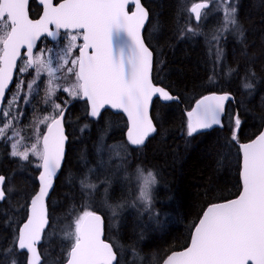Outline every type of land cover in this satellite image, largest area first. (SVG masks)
<instances>
[{
	"label": "trees",
	"instance_id": "1",
	"mask_svg": "<svg viewBox=\"0 0 264 264\" xmlns=\"http://www.w3.org/2000/svg\"><path fill=\"white\" fill-rule=\"evenodd\" d=\"M141 1L149 12L144 39L154 55L153 80L178 96L180 103L155 100L151 115L157 131L143 146H134L127 140L128 125L123 115L106 110L101 118L94 119L86 115L84 101H71L65 122L69 137L66 158L48 202L51 227L39 246L42 264L66 263L70 241L64 238V232L70 226L74 228L75 217L84 210L102 216L105 240L113 244L120 264H162L172 252L188 246L193 225L210 204L234 199L241 190L240 155L238 146L225 147L230 137L227 127L189 138L185 112L208 94L227 92L235 98L227 109L241 110V141L248 142L262 131L264 0H235L244 39L241 42L238 34H226L219 42L223 49L219 63L212 36L223 23L221 6L211 3L204 11L207 17L197 26L190 8L205 0ZM30 12L36 18L41 8L33 2ZM189 25L198 27L202 34L185 32L182 36L181 30ZM39 45L55 47L46 40ZM230 68L236 69L232 75H228ZM249 69L256 76L251 80L253 89L246 90L242 83ZM29 73H17V79L30 80ZM57 95L60 101L71 99L66 93ZM32 104L34 108L19 105L24 114L15 127L18 138H22L21 150L35 142L37 130L43 134L46 129L37 122L51 111L44 103L43 85ZM10 151V143L0 140V175L6 177V186L13 188L8 200L0 203V253L12 246L15 230L26 221V201L38 191L40 171L11 157ZM30 159L35 163L33 157ZM137 167L145 174L152 170L157 177L151 210L136 199ZM85 178L95 185L94 189H82ZM118 203L124 207L114 216L107 204ZM10 259L0 256V264H10Z\"/></svg>",
	"mask_w": 264,
	"mask_h": 264
},
{
	"label": "snow or ice",
	"instance_id": "2",
	"mask_svg": "<svg viewBox=\"0 0 264 264\" xmlns=\"http://www.w3.org/2000/svg\"><path fill=\"white\" fill-rule=\"evenodd\" d=\"M213 2L223 12L222 26L212 36L219 63L223 59L220 40L232 33L243 42L244 32L237 19L235 0L193 3L190 12L195 15L197 26L207 17L202 10L209 9ZM39 4L42 15L31 19L29 0H0V140L10 143L11 157L40 169L38 191L26 201V221L15 230L12 246L0 253L11 257L10 264H41L37 246L51 227L46 199L64 160V123L72 100H83L86 115L94 119L101 118L106 108L126 113L130 125L127 140L134 146H143L157 131L155 117L149 113L153 98L179 100L166 87L153 82V51L142 37L149 12L141 0H39ZM185 32L192 36L202 34L198 27L190 25L181 30V35ZM41 36L51 37L56 46L37 48ZM244 54L247 55L246 50ZM14 72L29 73L31 79H16L12 92ZM235 72L230 68L228 75ZM255 76L249 69L242 87L253 89L251 80ZM209 80L214 82L212 76ZM41 85L44 103L51 111L37 122L44 124L47 131L40 134L37 130L35 142L21 150L22 138H18L20 133L15 127L24 114L19 105L34 108L32 99ZM58 92L71 99L60 101ZM234 99L225 92L198 100L187 112L186 136L227 127L230 137L226 138L225 147L238 146L241 190L234 199L210 204L193 225L188 246L172 252L164 264H264V130L248 142L241 141V110L225 107L226 101ZM136 179V199L151 210L157 177L152 170L145 174L144 169L137 167ZM81 187L94 189L95 185L85 178ZM12 191L6 186V177L0 175V203L6 202ZM107 207L115 216L124 204ZM73 223L74 228L70 226L64 232V238L70 241L66 264H120L113 244L102 239L104 220L97 211L84 210Z\"/></svg>",
	"mask_w": 264,
	"mask_h": 264
},
{
	"label": "water",
	"instance_id": "3",
	"mask_svg": "<svg viewBox=\"0 0 264 264\" xmlns=\"http://www.w3.org/2000/svg\"><path fill=\"white\" fill-rule=\"evenodd\" d=\"M31 2H35L40 8H42V6L39 4V0H29V5H28V11H29V7H30V3ZM142 2V1H141ZM143 4V3H142ZM131 7V6H130ZM206 10V9H205ZM205 10H202V12L203 11H205ZM42 12H43V9H42ZM191 13V12H190ZM191 14H193V13H191ZM42 15V14H41ZM40 15V16H41ZM194 15V14H193ZM29 17L31 18V16H30V12H29ZM194 17H195V15H194ZM32 19V18H31ZM148 23V22H147ZM147 23L145 24V28H146V26H147ZM145 28L142 30V37H143V39H144V31H145ZM61 33H63V30H61ZM43 38H46L48 41H50V42H52V43H56V42H54L53 40H52V38L51 37H47V36H41V38H40V40H38L37 41V46H38V44H39V42L43 39ZM144 42H145V44H146V41H145V39H144ZM147 45V44H146ZM22 51V53L25 51V49H22L21 50ZM36 50L34 49V52H35ZM153 58H154V55H153ZM17 63H19V61L17 62ZM154 65V64H153ZM15 73L16 72H14L13 73V82H14V77H15ZM151 76H152V79H153V70H152V73H151ZM153 82H154V80H153ZM155 83V82H154ZM13 84V83H12ZM12 84H10V88H11V86H12ZM156 84V83H155ZM157 85V84H156ZM158 86H160V85H158ZM213 94V93H212ZM215 94H218V93H215ZM6 95H7V93H6ZM208 95H211V94H208ZM219 95V94H218ZM207 96V95H206ZM233 96V95H232ZM234 97V96H233ZM155 100H159L160 102H163V103H169V102H173V101H167V102H165V101H162V100H160V99H157L156 97H154L153 98V103H152V105L150 106V110H149V113H150V116H152L151 115V113H152V107H153V104H154V101ZM235 100V99H234ZM83 101V100H82ZM174 102H178V103H180V99L178 100V101H175L174 100ZM234 101H226L225 102V107H226V109H227V107H228V104L229 103H233ZM196 106V103L193 105V107L191 108V110L194 108ZM106 110H109V111H111L112 113H114V114H121V115H123L125 118H126V120H127V125H128V127L130 126L129 125V122H128V118H127V114L126 113H123L122 111H119V110H115V109H111V108H106L105 110H102V113L104 112V111H106ZM191 110H189V111H191ZM187 112L188 111H186L185 112V115H186V117H187ZM215 128H219V127H214L213 129H215ZM213 129H211V130H213ZM127 130H128V128H127ZM211 130H206V131H204V132H207V131H211ZM262 130H264V126H263V129ZM46 131H47V128H46ZM45 131V132H46ZM203 132V133H204ZM64 134H65V136L67 137V134H66V128H65V123H64ZM154 134V133H153ZM152 134V135H153ZM152 135H150L148 138H147V140L152 136ZM126 137H127V132H126ZM146 140V141H147ZM67 143H68V138H67V140H66V142H65V156H64V160L62 161V166H61V169L59 170V172H58V174H57V177L56 178H54V183H53V189H54V186H55V182H56V180H57V178L59 177V175H60V173H61V170H62V168H63V166H64V162H65V158H66V153H67ZM39 176V175H38ZM38 185H39V180H38ZM52 192H53V190H51L50 191V193H49V198H47L46 199V204H47V211H48V202H49V199H50V197H51V195H52ZM49 215V214H48ZM104 220V219H103ZM20 227H22V225L20 226ZM104 232H103V236H102V239H104L105 240V222H104ZM43 241V240H42ZM41 245V244H40ZM40 245H38L37 247H38V251H39V246ZM42 262H43V259H41V264H42ZM66 264V263H65ZM162 264H164V262L162 263Z\"/></svg>",
	"mask_w": 264,
	"mask_h": 264
},
{
	"label": "flooded vegetation",
	"instance_id": "4",
	"mask_svg": "<svg viewBox=\"0 0 264 264\" xmlns=\"http://www.w3.org/2000/svg\"><path fill=\"white\" fill-rule=\"evenodd\" d=\"M32 3H33V2L30 3V7H31V4H32ZM30 7H29V12H30ZM203 12H204V11H203ZM41 14H42V8H41V12H40L39 16L36 17V18H35V16H31V12H30V16H31L32 19H38V18L40 17ZM61 36H63V33H61ZM43 40L48 41L46 38H43L41 41H43ZM41 41H40V42H41ZM40 42H39V44H40ZM48 42H49V43H52V42H50V41H48ZM39 44H38L37 48H40V45H39ZM52 44H55V46H56V43H52ZM22 54H23V53H22ZM19 63H20V61H19ZM19 63H18V65H19ZM17 73H18V72L15 73L14 82H13L11 88H10L11 91H12L13 87L15 86V81H16V79H17ZM7 95H8V93H7ZM65 128H66V124H65ZM45 131H46V129H45ZM45 131H44V133H45ZM66 131H67V128H66ZM67 138H68V143H69V137H68V135H67ZM67 146H68V144H67Z\"/></svg>",
	"mask_w": 264,
	"mask_h": 264
},
{
	"label": "rangeland",
	"instance_id": "5",
	"mask_svg": "<svg viewBox=\"0 0 264 264\" xmlns=\"http://www.w3.org/2000/svg\"><path fill=\"white\" fill-rule=\"evenodd\" d=\"M35 3V2H34ZM38 6V5H37ZM39 7V6H38ZM42 79H46V77H43ZM21 146V145H20Z\"/></svg>",
	"mask_w": 264,
	"mask_h": 264
}]
</instances>
